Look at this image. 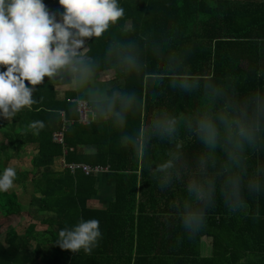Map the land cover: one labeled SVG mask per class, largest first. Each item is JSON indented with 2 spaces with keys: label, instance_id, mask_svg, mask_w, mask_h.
<instances>
[{
  "label": "trees",
  "instance_id": "trees-1",
  "mask_svg": "<svg viewBox=\"0 0 264 264\" xmlns=\"http://www.w3.org/2000/svg\"><path fill=\"white\" fill-rule=\"evenodd\" d=\"M118 2L123 16L101 36L85 38L83 65L76 66L95 78L114 72L108 97L88 103L89 123L79 121L71 91L62 99L57 94V87L70 85L79 73L72 66L46 76L35 86L28 109L0 121V171L12 156L20 158L26 147H34L31 169L16 171L14 184L23 189L30 184L27 212L34 219L44 215L46 226L36 232L29 224L21 235L9 225L0 242V264H264V175L259 190L247 182L264 164V147L245 152L241 206H230L223 177L217 178L212 203L205 204L187 189L204 149L185 127L186 118L203 110L226 101L243 106L264 95V0ZM184 80L190 89L181 87ZM213 92L219 93L214 99ZM165 115L177 120L172 137L153 126ZM38 120L44 122L39 131L31 127ZM62 127L61 145L53 134ZM181 144L166 181L158 166ZM86 146L94 148L90 152ZM57 158L108 171H56ZM102 176L112 188L110 201L105 208H90ZM22 210L15 192H0V230ZM188 211L203 212L198 229L184 225ZM82 218L100 221L98 245L91 253L62 249L56 242L59 230ZM204 244L211 251L201 258Z\"/></svg>",
  "mask_w": 264,
  "mask_h": 264
},
{
  "label": "clouds",
  "instance_id": "clouds-1",
  "mask_svg": "<svg viewBox=\"0 0 264 264\" xmlns=\"http://www.w3.org/2000/svg\"><path fill=\"white\" fill-rule=\"evenodd\" d=\"M63 7L62 19L57 21L47 10L43 0H0V117L11 119L34 102L35 86L44 78L72 66L80 72L74 83H82L87 76L80 49L85 38L99 37L124 14L118 0H58ZM188 90L192 84L181 81ZM219 93L213 92L214 99ZM162 136L172 137L177 132L175 117L165 115L153 125ZM37 131L43 121H34ZM185 127L203 146L197 157L195 174L191 175L187 189L191 196L211 204L217 178L223 177L224 191L235 210L243 204L240 189L244 181L245 152L249 147H264V95H256L243 106L226 101L219 107L203 110L186 118ZM145 130H141L144 135ZM177 151L158 166L170 179L180 156ZM61 168V167H60ZM216 169L212 174L211 170ZM17 175L14 167L0 171V192L13 187ZM264 164L256 174L248 177L249 187L259 190ZM204 223L202 211H188L184 225L198 229ZM97 218L80 219L71 227L61 228L57 243L62 249L91 253L102 236Z\"/></svg>",
  "mask_w": 264,
  "mask_h": 264
},
{
  "label": "crops",
  "instance_id": "crops-1",
  "mask_svg": "<svg viewBox=\"0 0 264 264\" xmlns=\"http://www.w3.org/2000/svg\"><path fill=\"white\" fill-rule=\"evenodd\" d=\"M44 4L46 6V10L53 16L57 21H60L62 19V15L64 12L63 7L59 4L58 0H44ZM86 50L85 46H82L80 49L81 55ZM80 75V72L76 74L75 78ZM74 78V80H75ZM114 79V72L112 70L107 71L105 73H102L99 77L95 78L94 75L87 71L86 79L83 80L82 83L76 84L73 82L70 85L66 86H60L57 87V94L60 99H62L65 96V93L67 91H71L75 95V99L78 101H85L87 103H96L105 100L108 97V84H110V87H112V80ZM29 107L23 108L22 110L28 109ZM0 121L3 123H7L10 121V119H5L3 117H0ZM94 147L86 146L85 150L92 151ZM35 154L34 147L27 148V151L21 156L23 159H25L28 163L27 167L31 169V160L33 158V155ZM62 158H57L54 161V169L56 171L60 170V161ZM29 169V170H30ZM17 170V169H16ZM14 185V184H13ZM14 187L22 188V184H15ZM30 187V184L28 183L26 186V189ZM97 188L99 190L98 194L92 198V200L89 202L90 208L95 209H102L105 208V206L110 201V191L112 190L111 185L109 182L105 180V177L98 178ZM23 189V188H22ZM13 190V189H12ZM22 216L25 218L24 221H26L29 224H35V230L36 232H41L46 229L45 224L42 222V219H44V215H40L37 218H32L27 211H25ZM28 225L26 227H28ZM26 232V229L24 230V233ZM32 244V248L35 246ZM209 245L204 244L201 249V258L203 256H207V252H209ZM202 252H205L202 254Z\"/></svg>",
  "mask_w": 264,
  "mask_h": 264
},
{
  "label": "rangeland",
  "instance_id": "rangeland-1",
  "mask_svg": "<svg viewBox=\"0 0 264 264\" xmlns=\"http://www.w3.org/2000/svg\"><path fill=\"white\" fill-rule=\"evenodd\" d=\"M109 87H110V84H108V89H109ZM0 141H2L1 137H0ZM27 148H29V147H26V149ZM21 156H20V158H18V156H16V155L12 156L11 160H9V162L6 163L5 168L6 167H14L15 169H17L16 171L29 170L30 167H29V169L26 168L27 165H28L27 161L25 159H23ZM14 186H15V184L13 185L12 188H10L8 190V192L9 193L12 192V191L15 192L18 201L22 204V207H23V210H22L23 212L22 213L24 214L25 211H28L29 202L31 201V199L33 197V194H31L32 193V188L29 187L27 189H22V188L14 187ZM24 220H25V218L22 215H19V214L10 216L9 221L6 224L4 223L1 226L0 242H4L5 232L7 230V227H9V225L12 226V227L14 226V228L18 232V234L22 235L24 233V230L26 229V226L28 225V223L26 221H24ZM205 241L209 242L208 238H206ZM32 244H34V242H31V245ZM209 249L211 251V247L210 246H209ZM204 253L205 252H202V254H204Z\"/></svg>",
  "mask_w": 264,
  "mask_h": 264
},
{
  "label": "built area",
  "instance_id": "built-area-1",
  "mask_svg": "<svg viewBox=\"0 0 264 264\" xmlns=\"http://www.w3.org/2000/svg\"><path fill=\"white\" fill-rule=\"evenodd\" d=\"M77 111L79 113V121L82 124H88L90 120V115H91V109L88 103L85 101H78ZM64 131H65V128L62 127L59 131L53 134V141L55 143L61 144V145L63 144ZM60 167L61 169L63 168L69 169L72 172H74L77 169H80L85 175H92V174L100 175L108 171V167H100V166L90 167L85 164H66L63 159L60 161Z\"/></svg>",
  "mask_w": 264,
  "mask_h": 264
}]
</instances>
